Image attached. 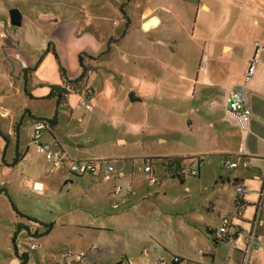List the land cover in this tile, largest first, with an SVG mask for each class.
Returning <instances> with one entry per match:
<instances>
[{"label": "crops", "instance_id": "obj_1", "mask_svg": "<svg viewBox=\"0 0 264 264\" xmlns=\"http://www.w3.org/2000/svg\"><path fill=\"white\" fill-rule=\"evenodd\" d=\"M98 1H107L101 10L110 7L117 14H121L123 5L130 23L126 25L123 20L122 38L141 40L146 50L141 60L129 52L131 49L116 52L114 61L125 64L127 81L134 83L120 85L119 91L123 102H131L128 125L136 132L129 139L138 150L133 154H116L114 161L87 154L83 142L74 140L72 146L62 140L54 132L58 120L52 128L48 126L42 131L40 142L49 144L59 156L64 155L60 163L54 165L32 143L31 137L21 145L14 122L24 109L35 117H51L36 114L31 106L23 107L22 103L25 105V98L48 99L49 90L36 96L24 91L35 68L31 69L23 61L15 47L19 45L17 41L6 36L10 22L4 11V15L0 14V184H8L10 189L13 184L17 187L14 193L27 199L56 187L58 191H72L82 197L79 203L73 202V198L66 200L68 206L61 211L59 220L44 221L22 211L40 221L53 222L46 235L36 238L41 247L31 251L32 254L29 252V262L43 264L40 261L43 258L48 264L46 258L57 257L68 264L72 260L67 256L71 245L84 253L79 264H95L98 254L93 256L81 250L82 247L70 244L72 240L84 239L89 250H108L105 255L108 264L121 258H125L126 264H155L157 259H165L168 264H264V193L261 194L264 187V0ZM134 15L139 18V24L135 23ZM22 22L21 15L20 25L14 27L19 29ZM145 23L149 24L148 28ZM111 37L115 43L116 36ZM254 55L255 71L245 91L252 114L241 129L236 119L226 113L225 106L234 87L244 82ZM97 60L92 61L98 65ZM61 77L60 86L67 89L63 116L70 118L75 98L84 107L80 101L86 88L90 89L87 100L91 108H84L90 111L94 90L87 83V77L77 83L67 72ZM130 92L136 100L129 99ZM18 99L22 100L20 104ZM33 124V119L27 124L30 134ZM65 133L70 137L69 132ZM118 142L126 145L123 138ZM13 143L11 157H18V161L9 166L7 152ZM150 157L181 158L185 169L182 181L162 177L150 182V175L138 169ZM98 159L109 160L107 163L114 170L106 171L104 167L93 172L69 170L71 161ZM225 159L245 160L251 167L229 168ZM7 167L15 169L12 177L10 173L1 176L2 169ZM189 168L197 175H187ZM116 184L130 185L131 191L110 200ZM239 184L245 188L241 203L235 192ZM93 191L95 195L91 197ZM0 200V214L8 213L9 217L11 213V224L23 220L15 215L6 197L0 195ZM47 202L53 206L54 199ZM114 203L118 206L113 207ZM256 211L259 222L247 255ZM226 216L231 222L229 236L214 244L206 231L215 235ZM31 224L35 226L34 231H42L38 224ZM67 225L79 228L66 231L57 228ZM87 228L108 231L116 242L111 245L107 237H91L85 233ZM5 231L7 240L0 243V251L10 255L14 228ZM29 231L34 232L30 227ZM29 238L24 230L18 233L15 243L19 251H28ZM173 257L179 261L174 263Z\"/></svg>", "mask_w": 264, "mask_h": 264}, {"label": "rangeland", "instance_id": "obj_2", "mask_svg": "<svg viewBox=\"0 0 264 264\" xmlns=\"http://www.w3.org/2000/svg\"><path fill=\"white\" fill-rule=\"evenodd\" d=\"M106 2L98 0H0V14H3L2 12L4 11L9 20V12L11 10H19L23 16L22 28L17 29L11 24H7L6 36L17 41L19 45L15 47L19 50L18 53L22 56L23 61L31 69L35 68L31 73L32 80L27 84L28 92H31L34 96L41 92H48L50 84L60 85L62 83L60 81L62 77L59 67L66 70L69 78L76 79L79 77L82 72L78 61L80 53L88 52L94 56H100L97 60L99 66L96 65V62L83 56V65H89L91 68L87 72L86 77L87 83L94 90L92 93L94 99L93 108L90 111L86 110L79 105L75 98V105H72L73 113L70 114L68 120L61 113L64 109L59 110L58 123L54 132L64 141L66 140L70 143L74 140L83 142L89 155L98 154L104 159L114 161L113 158L116 154H133L138 150V146H132L133 141L129 139V135L136 132L131 125H128L131 102H123L119 91L120 85L122 87H125L124 84L133 86L134 83L127 81L125 64L122 61H114L116 52L117 50L128 51V49H131L132 51L129 52L134 53V56L141 60L142 54L146 50L141 40L132 39L131 37L122 38L121 35L124 29L122 15L112 11L113 9L110 7L101 10V6L106 5ZM110 5H113V1ZM102 15L106 17L102 18ZM134 19L135 23H140L137 16L134 15ZM144 26L148 28L149 24L145 23ZM112 35L116 36L115 43L112 42ZM54 49L57 54V60L52 51ZM18 63L20 64L19 61ZM55 77L58 79L56 80ZM132 77L130 79L133 81ZM42 83L45 84L42 85ZM80 88L82 89V87ZM135 90L140 92L139 89ZM21 102L22 100L18 99V104ZM24 104L22 103L21 106H31L33 110H36V114L39 115L43 114L52 117L55 112L54 100L25 98ZM67 115L69 116V113ZM31 122L32 119L28 115H24L21 119V125L18 129L22 146L31 137L30 127L27 126ZM65 132H69L70 137L64 135L66 134ZM6 138L9 137L6 136ZM119 138L126 140L125 146H121L122 144L118 142ZM14 143L9 146L7 152L9 162L13 159L11 155H13ZM71 145L73 146V143ZM2 170L1 176H5V173H10L12 177L15 173L13 167H7ZM11 185L13 186H10L12 199L20 210L44 221L59 220L61 211L68 206L66 200L69 201L73 198V202L79 203V200L82 199V197L80 198L72 191L69 193L66 190L58 191L59 187L52 189L53 191L48 193L37 192L38 194H35L34 199H31L32 196L27 199L14 193L17 187L13 184ZM94 195L93 191L91 197ZM50 198L54 199L53 206L47 202V199ZM114 198L116 196L112 194L110 200H115ZM3 201L7 204V201ZM5 210L8 212L6 208ZM9 217H11V213ZM9 217L8 213L0 214V243L3 240H7L5 230L7 228L13 230L14 228V224H11ZM29 227L32 231L35 230L33 224ZM37 227L40 230L42 229L39 226ZM57 228L61 231H66L78 229L79 227L67 225L65 227L57 226ZM85 233L91 237H107V240L111 241V245L116 242L108 231L99 232L95 228H87ZM70 244H74L76 248L82 247L81 250L88 254L92 253L93 256L98 254V256L95 255L97 256L95 259L93 256L90 257L94 259L95 264H108L105 257L107 249H102L101 251L89 250V244L84 239L80 241L72 240ZM9 245L11 246V244ZM69 249V253H79L78 249H73L71 245H69ZM30 254L32 253L30 252ZM46 260L48 264H64L63 258L48 257ZM40 261L46 264L43 258ZM0 264H19V261L13 255L12 250L10 255L0 251Z\"/></svg>", "mask_w": 264, "mask_h": 264}, {"label": "built area", "instance_id": "obj_3", "mask_svg": "<svg viewBox=\"0 0 264 264\" xmlns=\"http://www.w3.org/2000/svg\"><path fill=\"white\" fill-rule=\"evenodd\" d=\"M18 57V56H17ZM255 55L252 58V61L247 67L245 76H244V82L242 84H239L234 87V90L232 94L228 97L225 110L226 113L229 114L231 117L236 119L238 125L240 126L241 129H244L245 126L247 125L248 119L250 118L252 112L250 108L247 106V101H246V96H245V91L247 89V84L251 80V78L254 75L255 71V65L254 61ZM204 64L206 62L204 61ZM23 67H25V64H22ZM90 93V89L86 88L85 93L83 98L81 99L80 103L86 108L90 109L91 108V103L90 101L87 100V96ZM47 125H44L40 121H34L33 127H32V133H31V141L33 144H35L39 150L44 151L46 157L49 160H52L54 165L60 163V161L64 158V155L59 156L58 152L51 150L49 144H42L40 142V136L41 133L44 129H47ZM224 163L229 167V168H236L238 166H242L245 168L251 167L250 163L247 161L243 160L241 162L239 161H234L232 159H225ZM101 167H104L106 171H113L114 166L112 164L107 163L104 160H91V161H71L69 164V170L73 173H81V172H93L95 170H100ZM139 170H143L144 172L148 173L150 175L149 180L150 182H155L157 180L156 174L151 172V166L148 163H145L143 166L138 167ZM131 191V186L130 185H125L122 186L120 184H116L113 186V194L114 195H120L122 193H128ZM235 192L237 194L238 202H240V198L243 197L245 193V188L243 185H236L235 186ZM264 193V187L262 188L261 194L263 195ZM241 203V202H240ZM118 204L114 203L113 207H117ZM259 222V214L256 211L254 219H253V230L250 234V243L248 248L246 249V254L248 255L249 252V247L250 245L254 242L255 238V228L258 225ZM231 225L230 218L228 216L224 217L221 220V224L219 225L217 231H216V238H223L226 234H228V229ZM41 244L36 238H29V240L26 242V248L27 250H35L37 248H40ZM67 256H71V261L68 264H79V262L83 259L84 253L79 252V253H70ZM172 261L174 263L178 262L179 259L178 257H173ZM155 264H168V261L165 259H157Z\"/></svg>", "mask_w": 264, "mask_h": 264}, {"label": "trees", "instance_id": "obj_4", "mask_svg": "<svg viewBox=\"0 0 264 264\" xmlns=\"http://www.w3.org/2000/svg\"><path fill=\"white\" fill-rule=\"evenodd\" d=\"M120 12L122 15V19L125 21V24L128 25L130 23V18L125 13L123 5L120 6ZM52 51H53L54 57L57 59V54L55 53L54 50H52ZM83 56H86L90 60H96V59L100 58V56H94V55L87 53V52L80 53L78 55V61H79V64L82 68V72H81L80 76L74 80L75 82L81 81L86 76L87 72L91 70L89 65L88 66L83 65ZM60 72H61L62 76H66V72L62 67H60ZM26 77H27V75L24 78H26ZM24 91L26 93H28L27 87L25 85H24ZM66 93H67V89L63 86L54 85V84L49 85V92H48L46 97L48 99L55 101L54 115L50 118L35 117L26 108V109H24L23 114L21 116H19L17 118V120L14 122L15 129L17 130L19 128V126L21 125V119H22L23 115H28L29 117H31L33 119V121H40L44 125H47L50 128H52L58 120V114L60 112L59 110L65 109L67 107L66 101H65ZM17 161H18V157H14L11 162H6V163L9 166H13L17 163ZM104 161L108 162L109 160H104ZM144 162L148 163L151 166V172L154 174H157L158 180H160L162 177H168L171 179H177L178 181L181 182L182 179L184 178L183 171L185 169H184L181 158H176V157H150V158L145 159ZM186 173L189 176H196L197 175V172L196 171L194 172L193 169H191V168L187 169ZM11 191L12 190L9 188L8 184H0V195H4L8 199V201L11 205V208L14 211L15 215L18 218L26 221V222H24L23 220L17 221L14 224V232L12 235L13 255L19 261V264H31L29 262V259H30L29 252H31L33 250L24 251V252H21L18 250L16 243H15V241L18 237V233L21 230H24V231H26L28 237L38 239V238L46 235L52 229L53 222H43V221H40L33 216H30L28 214L23 213L18 208V206L16 205L14 200L12 199V196H11L12 192ZM29 223L38 224V226H40L42 228V231L40 233L38 231H34L31 233L29 231ZM206 233L211 238V240L214 244H218L219 242H221L222 240H224L225 238H227L229 236L228 234H226L223 238L217 239L212 232L206 231ZM124 262H125V258H121V259L117 260L116 262H114L113 264H126Z\"/></svg>", "mask_w": 264, "mask_h": 264}, {"label": "water", "instance_id": "obj_5", "mask_svg": "<svg viewBox=\"0 0 264 264\" xmlns=\"http://www.w3.org/2000/svg\"><path fill=\"white\" fill-rule=\"evenodd\" d=\"M9 22L12 26H18L21 23V13L19 10H11L8 14ZM128 97L131 101H134L137 99V97L134 96L133 92H130L128 94Z\"/></svg>", "mask_w": 264, "mask_h": 264}]
</instances>
